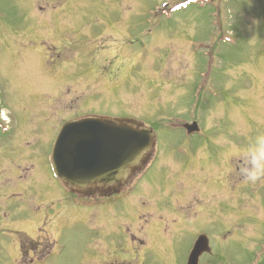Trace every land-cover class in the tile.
<instances>
[{
  "label": "rangeland",
  "instance_id": "rangeland-1",
  "mask_svg": "<svg viewBox=\"0 0 264 264\" xmlns=\"http://www.w3.org/2000/svg\"><path fill=\"white\" fill-rule=\"evenodd\" d=\"M65 83L81 97L96 87L100 103L57 100L51 106L67 111L43 115L46 89ZM0 87L9 122L0 264H186L197 235L211 249L198 264H264V159L255 155L264 142V0H0ZM88 110L154 130L156 159L136 185L75 214L46 209L51 199L40 204L31 188L10 195L12 172L31 176L6 163L25 154L21 141L49 126L24 148L45 157L58 123ZM187 123L200 134L186 135ZM56 191L54 205L64 201ZM42 222L51 226L41 231Z\"/></svg>",
  "mask_w": 264,
  "mask_h": 264
},
{
  "label": "water",
  "instance_id": "water-1",
  "mask_svg": "<svg viewBox=\"0 0 264 264\" xmlns=\"http://www.w3.org/2000/svg\"><path fill=\"white\" fill-rule=\"evenodd\" d=\"M198 132L196 123L184 126ZM154 134L132 120L86 118L64 124L55 140L50 164L54 176L66 188L87 192L94 185L110 187L116 194L127 179L140 171L154 148ZM210 254L206 236L195 241L187 264H198Z\"/></svg>",
  "mask_w": 264,
  "mask_h": 264
},
{
  "label": "flooded vegetation",
  "instance_id": "flooded-vegetation-1",
  "mask_svg": "<svg viewBox=\"0 0 264 264\" xmlns=\"http://www.w3.org/2000/svg\"><path fill=\"white\" fill-rule=\"evenodd\" d=\"M35 17L37 19L45 20L46 21L45 22L46 24H50V26H49L50 28L52 26H54V25H57L58 23L59 24L63 23L62 21L57 23L55 21V17H54V19H51V17L46 18V17H42V16H35ZM47 19H49V20H47ZM50 19H51V21H50ZM95 77L97 78L98 76H95ZM71 82L72 83L74 82L79 87H83V84L81 82H78L76 80H72ZM84 86H87V85H84ZM62 87H63V89H62ZM95 88H94V91L91 90V91L87 92L84 95V97H81V93L82 92L79 90V88L77 86L71 85V87H70V85L68 86V83H65V86H60L59 85V88H57V89L48 88V89H46L47 95L45 96V97L48 96V99L47 100H45L44 97L40 94V98L44 99V100H42L44 102H42L41 105L39 106L40 112L44 115V111L47 110V112L49 111V114L48 115H51V117H53L54 115L56 116L59 112H62V111L63 112H66L67 109L64 108L63 106L61 108H59V107H53L51 105L54 104L57 100H61L62 103L68 105L73 97H75V100H80V104H82V107L85 106L84 101L86 102V100L88 101L89 99H91L92 101L89 102V103H92L90 105V108H94L97 104L100 103L98 97H100V95H101L100 92H99V90L97 88L96 89ZM49 89H50V91H49ZM1 91L2 90H1V87H0V146L5 147L6 146V143H5V140L4 139L3 140L1 139V135H4V133L2 132L3 131V128L5 127V129H6V127L9 124V122L5 121V119H6L5 118V114H4V112L2 113V110H1V106L3 104V96H2V92ZM70 92H73L74 94L71 95ZM54 93H56V95H53ZM44 104H48L47 109L41 107ZM85 107H87V106H85ZM91 111L92 110H88L86 112H80V111H78L77 113H80V115H76V117H69L68 116L66 118H63L58 123V125L56 127V130L54 132V137L52 138L51 142L50 143L48 142L50 145H48V144L46 145L47 147L49 146V153L45 157H43V155H41V154H39V155L36 154V157H32L29 154V151L30 150L24 149V148H27V146L32 145L33 143H35L36 141H38L40 138H42L43 137V134L45 135V132L50 129L49 126H48V128L45 131L43 130L41 132V134H33L34 137H35V139L33 140V139L30 138L32 140V143L26 142L27 141V138H25V139H23L21 141L22 143H21L20 146H24V148H21L20 151L23 152V153H25V154H20V153L17 154L16 153L13 158L12 157L6 158V163L8 165V164H10L12 162L14 166L17 165L18 171L21 168V165H25V167H26L25 169L30 168L31 176H28V177L26 176L24 178V181H22L23 179H22L21 176H17V175H15V172H12V175L9 176L10 178H8V182H7V185L9 186V189H12L13 190L12 194H10V195L18 196V194H23V192L27 188H31L32 191H33V193H37L35 195L36 197H35L34 200H37V202L39 201L40 204H42L41 202H45L46 201V198L51 199L50 200V201H52L50 203L51 205L46 206L45 207L46 209L47 208L58 207V206L61 205V209L67 208L68 210H70V212H72L73 214H75V213H80L81 212V210H80L81 208H83V209L85 208V201L86 200L87 201L94 200L95 202H97V201L102 200L101 198H103V199L113 198L116 195H119L122 192H124V191H126V190H128L131 187H134L136 185V183L139 180V177H137L138 174L135 175V176H133V178L130 181H128V183L126 184L127 186L124 185L125 188H123L118 194H115V195L112 194V189L110 187L101 188V187L96 186V185H94V187L92 189H89L87 192H75L73 190H68L67 188H65L54 177V175L52 173V169H51V165H50L49 158H50V153H51V150L53 148V145H54V142H55V139H56L55 137H57L58 132L60 131L61 127L64 124H66L68 122H71V121H78V120H82V119H86V118H99V119H101V118H107V119L116 120L115 118H111V117L109 118L108 115H104V114L103 115L96 116L95 114H92ZM104 116H106V117H104ZM119 119H121V118H119ZM50 120H52V118ZM185 125H189V124L187 123ZM150 129L152 131H154L152 128H150ZM153 134H154V132H153ZM198 134H200V128H199ZM189 136H192V135H189ZM154 142H156L155 134H154ZM14 149L15 148H13V147H10L9 148V151L11 152V154L13 153ZM152 152H153V155H152V157H150V159L144 165L141 174L144 173V171L148 168V166L150 164H152L155 161V159H156L155 158V153H154L155 152V145H154V149H153ZM152 152H151V154H152ZM6 155H8V152H6ZM30 162L31 163H34L35 165L34 166L32 165L31 167L28 166L27 163H30ZM39 164L42 165V168H43V170L45 172V175L44 176H43V173L39 172L40 171V169L38 167ZM249 171H250V173L253 172L251 167H250ZM26 179H28V180H26ZM42 188H45V189L48 188L49 191L42 190ZM56 190H61L62 191V194H63L62 198H64V201H63V203H56V205H54V202L52 200L53 198H50L53 195V193H56L55 199H57L58 196L61 197V195H59V193ZM87 196H89V197H87ZM41 197H42V199H41ZM72 197H74L75 199H78V200H82L81 201L82 203L74 200ZM82 204L84 205V207H83ZM153 208H154L153 211L155 209L159 210V208L157 207V205H155ZM153 211H151V212H153ZM49 216L51 218L48 217L46 219L47 220L49 219V222H50L53 219L54 214L49 215ZM149 216H150V214H149ZM36 219L38 221L37 223H39V221H41L40 214L36 217ZM154 222L155 221L148 222L147 226L149 227L150 225H153ZM50 226H51V224H48L47 222H42L41 223V227L39 229L41 231H43L44 229L49 228ZM37 230H38V228H37ZM199 236H201V235H197V238ZM29 242L32 243V245L33 244H35V245H38L39 244L34 239H30ZM208 244H209V239H208ZM18 258H19V260L22 259L23 258V255L20 253V256Z\"/></svg>",
  "mask_w": 264,
  "mask_h": 264
},
{
  "label": "clouds",
  "instance_id": "clouds-1",
  "mask_svg": "<svg viewBox=\"0 0 264 264\" xmlns=\"http://www.w3.org/2000/svg\"><path fill=\"white\" fill-rule=\"evenodd\" d=\"M257 159H264V142H261V148L255 153Z\"/></svg>",
  "mask_w": 264,
  "mask_h": 264
}]
</instances>
